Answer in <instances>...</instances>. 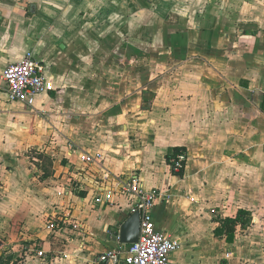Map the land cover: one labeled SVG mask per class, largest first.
Listing matches in <instances>:
<instances>
[{"label": "crops", "instance_id": "1", "mask_svg": "<svg viewBox=\"0 0 264 264\" xmlns=\"http://www.w3.org/2000/svg\"><path fill=\"white\" fill-rule=\"evenodd\" d=\"M28 51L48 90L29 106L0 81L3 264H99L118 247L133 200L95 201L105 170L169 195L153 218L180 241L170 264H264V0H0V71ZM70 143L103 167L69 159ZM63 183L79 232L47 228ZM239 209L251 222L217 237L214 219Z\"/></svg>", "mask_w": 264, "mask_h": 264}, {"label": "built area", "instance_id": "2", "mask_svg": "<svg viewBox=\"0 0 264 264\" xmlns=\"http://www.w3.org/2000/svg\"><path fill=\"white\" fill-rule=\"evenodd\" d=\"M0 81L10 102H23L29 106H34L37 97L48 90L44 64L32 51H28L21 61L5 66L0 71ZM74 155L84 164L103 167L104 155L100 151H79L74 143H70L67 157L71 159ZM186 161L187 154L180 151L171 158V166L176 173H180L185 168ZM103 181L108 186L97 194L95 201L113 205L114 195L127 196L133 200L130 213L139 210L141 224L137 242L120 244L114 249L106 250L97 256V262L99 264H170L173 254L181 245L180 241L169 233L159 230L153 218L157 201L164 200L169 195L160 189H146L137 173L126 175L105 170ZM73 191L72 183H63L58 189L56 195L61 202L48 215L47 228L51 233L62 232L66 228L78 232L82 230L83 225L75 221L72 207L67 200ZM36 255L43 257L45 252L39 250ZM227 255L229 256V253Z\"/></svg>", "mask_w": 264, "mask_h": 264}, {"label": "trees", "instance_id": "3", "mask_svg": "<svg viewBox=\"0 0 264 264\" xmlns=\"http://www.w3.org/2000/svg\"><path fill=\"white\" fill-rule=\"evenodd\" d=\"M180 151L183 150L180 148L175 149L173 153L168 156V160H170V163L171 158ZM184 169H182L181 172L177 174L182 176ZM214 222L216 224L214 228L215 235L220 238H225L228 242H233L235 240L237 226L240 225L242 228H246L247 225L251 222V212L245 209H239L236 215H228L224 217L218 216L214 219ZM0 264H3L2 257L0 258Z\"/></svg>", "mask_w": 264, "mask_h": 264}, {"label": "water", "instance_id": "4", "mask_svg": "<svg viewBox=\"0 0 264 264\" xmlns=\"http://www.w3.org/2000/svg\"><path fill=\"white\" fill-rule=\"evenodd\" d=\"M141 218L139 210H135L130 213L128 217L119 225V235L113 238L114 241L121 244L135 243L139 239L140 235ZM2 241L0 240V246Z\"/></svg>", "mask_w": 264, "mask_h": 264}, {"label": "rangeland", "instance_id": "5", "mask_svg": "<svg viewBox=\"0 0 264 264\" xmlns=\"http://www.w3.org/2000/svg\"><path fill=\"white\" fill-rule=\"evenodd\" d=\"M28 155H29V158H31V160H32L33 162H36V160H34L33 157H32L33 155H35L34 153L29 152ZM41 155H42V157H43L41 163H43V164L39 163V166H40L41 168L43 167V169H44L47 173H51V172H53V168H52L51 163H50L51 159H49V158L46 156L47 154H45V153H41ZM57 157H59V156L57 155ZM59 184H60V183H59Z\"/></svg>", "mask_w": 264, "mask_h": 264}]
</instances>
